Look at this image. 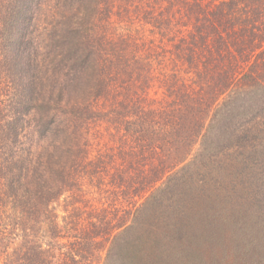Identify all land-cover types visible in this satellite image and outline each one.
Instances as JSON below:
<instances>
[{
    "label": "trees",
    "instance_id": "16d2710c",
    "mask_svg": "<svg viewBox=\"0 0 264 264\" xmlns=\"http://www.w3.org/2000/svg\"><path fill=\"white\" fill-rule=\"evenodd\" d=\"M129 1L126 0L127 5ZM170 1L149 0L146 11L138 18L159 35L167 25L177 26L179 21L187 25L189 36L183 35L173 48L169 46L172 40L163 35L150 41L154 53L162 54L164 62L168 53L165 45L170 51L174 49L175 63L179 62L182 68L174 65L169 73L165 63L160 62L156 73L162 81V100H156L149 88L140 91L137 88L135 92L129 90L130 82H124L126 92L122 90L126 94L120 98L122 104L105 115L110 119L118 116L113 124L119 140L114 145L121 157L144 158L149 153L160 159L157 175L163 172V176L141 182L146 187L141 186V200L136 202L134 219L148 211L146 204L155 199V192L165 183L164 177L190 164L187 161L191 153L185 157L184 147L174 140L181 134L179 129L183 128L187 113L195 122L204 120L202 130L207 129L213 108L206 104L204 81H211L214 70L225 63L217 93L220 92V98L224 95L229 98L243 73V65L254 67L253 61H258L253 57L260 54L259 50L264 52V0ZM115 9L116 16L124 9L119 0H0V196L6 184V196L16 197L24 216L35 214L38 203L47 208L64 190L69 193L77 187L76 179L79 174L87 173L89 163L84 150L87 121L107 113H97L93 107L111 90L109 67L116 66L114 71L119 74L115 76L124 78L128 73L126 64L138 66L136 58L122 62L117 54L103 49L102 43L112 42L115 37L101 34V30L111 25L104 19L113 15ZM172 9L175 10L171 12ZM213 62L219 66L214 67ZM182 73L185 80L181 79ZM150 76L154 77L151 66ZM169 80L176 83L181 80L182 89L165 94L164 83L166 87ZM249 80L251 84L255 82L254 78ZM166 98L175 106L170 108ZM182 108L186 113H180ZM177 112L179 122L175 118ZM203 115L206 116L202 118ZM199 125L201 122L195 128ZM203 135L199 139L206 136ZM21 193L24 197L18 198ZM253 239L255 244L251 249L262 244L260 236L254 234ZM123 245L128 246L129 241L124 240ZM19 251L18 260L7 254L6 264H57L52 257L45 258L43 244L27 241ZM253 254L260 258L263 253ZM208 255L200 254L197 259L201 264H214V255ZM107 260L108 264L112 261L110 254ZM71 261L75 263L74 259Z\"/></svg>",
    "mask_w": 264,
    "mask_h": 264
},
{
    "label": "rangeland",
    "instance_id": "374dc122",
    "mask_svg": "<svg viewBox=\"0 0 264 264\" xmlns=\"http://www.w3.org/2000/svg\"><path fill=\"white\" fill-rule=\"evenodd\" d=\"M148 2L130 0L128 6L126 0H119L123 11L117 17L115 9L113 15L108 12L110 19H104L111 25L101 30V34L115 37L112 42H103V49L117 54L122 62L136 58L138 66L126 64L128 73L124 78L115 76L119 74L114 71L116 66L109 67L111 90L93 107L97 113H107L87 121L84 150L89 163L87 173L77 177V187L69 193L64 190L47 208L37 202L35 214L24 216L16 197L6 196L5 184L0 196V264H6L7 254L18 260L19 250L27 241L43 244L45 258L50 256L57 264H108V254L112 260L109 264H201L197 258L207 253L209 257L214 255V264H264V52L260 50L253 57L258 61H253L254 67L243 65V73L238 76L240 79L232 87L234 94L229 98L226 95L220 98V92L217 93L225 63L218 67V62H213L218 68H214L211 81H204L203 88L207 91L206 104L213 108L211 121L203 131L204 120L199 121L201 127L195 128L199 122L185 114L187 120L174 140L179 147H184L185 157L191 153L187 161L190 164L164 177L165 183L155 192V199L146 204L148 211L143 210L134 219L136 202L141 200L142 187H146L141 182L163 176V172L157 175L160 159L149 153L144 158L121 157L114 145L119 140L113 124L118 116L110 119L105 115L122 104L120 98L126 94L124 82H130L129 90L135 92L137 88L139 91L149 88L156 100H162V81L156 70L164 59L162 54L154 53L150 41L163 35L172 40L169 46L173 48L178 44L175 41L190 34L187 25L180 21L177 26L167 25L161 35L144 26L138 17L146 11ZM108 43L111 44L106 46ZM166 51L164 63L166 72L170 73L174 65H181L175 63L174 49L170 51L165 45ZM184 77L182 73L181 79ZM250 78L258 83L251 84ZM180 81L169 80L166 87L164 83L165 94L182 89ZM213 93H216L214 99ZM166 99L170 108L175 106ZM190 105L196 108L193 102ZM182 112L186 113V109L182 108ZM177 114L175 118L179 122ZM195 114L201 118L197 111ZM203 134L206 136L199 139ZM191 148H194L192 152ZM24 195L21 193L18 198ZM240 198L244 201L240 202ZM254 234L261 237L262 244L251 249L255 244ZM124 240L129 241L126 247ZM258 251L263 253L260 258L253 254Z\"/></svg>",
    "mask_w": 264,
    "mask_h": 264
}]
</instances>
